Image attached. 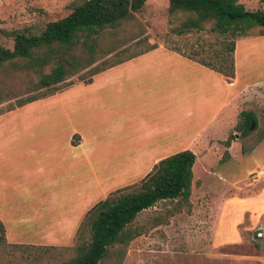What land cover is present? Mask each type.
<instances>
[{
    "label": "rangeland",
    "instance_id": "rangeland-1",
    "mask_svg": "<svg viewBox=\"0 0 264 264\" xmlns=\"http://www.w3.org/2000/svg\"><path fill=\"white\" fill-rule=\"evenodd\" d=\"M73 1L0 0V44L11 49L9 33H38L65 17ZM240 3L249 11L264 10L262 0ZM178 28L167 0H147L133 20L104 33L101 46L109 52L92 67L150 52L214 65L229 42L208 28L185 34ZM246 56L241 41L239 74L257 80L264 61L251 55L245 64ZM90 78L84 70L47 90L32 72L0 69V264H66L75 255L86 213L139 185L151 171L152 158L121 156L125 148L106 138L118 121L115 77L83 88ZM257 89L236 103V120L224 141L210 139L196 148L190 206L174 211L176 201H163L142 211L132 224L138 236L122 261L112 256L100 264H263L264 86ZM30 96L39 99L18 105ZM244 110L257 118L247 136L235 130ZM229 136L235 138L227 148Z\"/></svg>",
    "mask_w": 264,
    "mask_h": 264
},
{
    "label": "trees",
    "instance_id": "trees-1",
    "mask_svg": "<svg viewBox=\"0 0 264 264\" xmlns=\"http://www.w3.org/2000/svg\"><path fill=\"white\" fill-rule=\"evenodd\" d=\"M167 1L169 15L179 18L178 33L201 32L208 28L229 38L224 45L227 52L222 48L215 55L217 63L200 62L228 79L234 76L235 39L264 36V10H246L240 0ZM146 2L74 0L65 17L45 23L38 33L29 29L9 33L7 36L12 40V48L0 44V69L32 72L38 77V85L50 90L81 71L86 70L91 77L105 68L121 64L131 57L109 66L92 67L98 55L109 52L101 46L104 33L133 20L134 14L140 12ZM152 48L150 46L146 52ZM37 99L39 97L30 96L18 105ZM256 125L255 114L244 110L237 116L235 130L245 136ZM233 138L229 136L224 142L227 148ZM195 161L196 156L189 150L166 157L154 165L139 185L117 191L96 203L84 217L75 255L66 264H100L112 256L120 263L127 246L138 236L132 224L142 211L163 201H176L174 211L190 206Z\"/></svg>",
    "mask_w": 264,
    "mask_h": 264
},
{
    "label": "crops",
    "instance_id": "crops-1",
    "mask_svg": "<svg viewBox=\"0 0 264 264\" xmlns=\"http://www.w3.org/2000/svg\"><path fill=\"white\" fill-rule=\"evenodd\" d=\"M241 41L245 64L251 55L264 61V36L234 41V76L230 79L186 55L151 52L133 55L91 76L83 88L110 76L118 87L114 108L118 121L110 124L106 138L125 148L121 156L147 157L146 162L152 158L151 170L160 160L182 151L195 155L196 148L210 139L224 141L236 120V103L250 90L264 86V73L257 80L240 76Z\"/></svg>",
    "mask_w": 264,
    "mask_h": 264
},
{
    "label": "flooded vegetation",
    "instance_id": "flooded-vegetation-1",
    "mask_svg": "<svg viewBox=\"0 0 264 264\" xmlns=\"http://www.w3.org/2000/svg\"><path fill=\"white\" fill-rule=\"evenodd\" d=\"M256 120H257V118H256ZM253 130V128H251V130H250V132ZM249 134V133H248ZM245 136H247V135H245Z\"/></svg>",
    "mask_w": 264,
    "mask_h": 264
}]
</instances>
